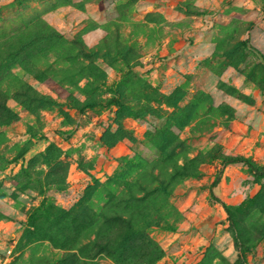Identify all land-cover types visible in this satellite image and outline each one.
Returning a JSON list of instances; mask_svg holds the SVG:
<instances>
[{"label": "rangeland", "instance_id": "374dc122", "mask_svg": "<svg viewBox=\"0 0 264 264\" xmlns=\"http://www.w3.org/2000/svg\"><path fill=\"white\" fill-rule=\"evenodd\" d=\"M263 168L264 0H0V264H264Z\"/></svg>", "mask_w": 264, "mask_h": 264}, {"label": "trees", "instance_id": "16d2710c", "mask_svg": "<svg viewBox=\"0 0 264 264\" xmlns=\"http://www.w3.org/2000/svg\"><path fill=\"white\" fill-rule=\"evenodd\" d=\"M93 104L90 102V103H86L83 107H91ZM56 133H58V134H61V135H63V136H68L71 132L69 131V132H64V131H57ZM240 160V158H236V157H234V158H227L226 160H225V162L226 163H233V162H237V161H239ZM261 171L262 172H264V168L263 169H261ZM219 181V179H218V177L215 179V181L213 182V185H216L217 184V182ZM224 208H225V210H226V212H227V214H228V216H229V218H230V216H231V211H230V208L228 207V206H226V205H224Z\"/></svg>", "mask_w": 264, "mask_h": 264}]
</instances>
